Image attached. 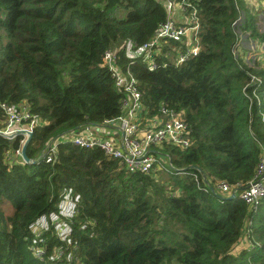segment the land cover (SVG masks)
I'll list each match as a JSON object with an SVG mask.
<instances>
[{
	"label": "trees",
	"instance_id": "trees-1",
	"mask_svg": "<svg viewBox=\"0 0 264 264\" xmlns=\"http://www.w3.org/2000/svg\"><path fill=\"white\" fill-rule=\"evenodd\" d=\"M188 1L196 54L174 65L180 45L162 42L149 70L126 52L164 21L161 0H0V102L24 104L36 120L28 162L13 155L21 134L0 135V264H264V196L251 210L209 190L247 182L264 150V55L249 49V40L264 48V13L244 0ZM111 46L145 116L164 106L187 125L189 146H164L162 180L69 140L56 142L52 161L40 157L58 134L119 114L121 94L99 66ZM3 120L0 111V129ZM63 188L78 197L68 233L59 240L47 228L34 239L31 227L56 211ZM244 229L252 247L236 246ZM57 247L77 261L53 258Z\"/></svg>",
	"mask_w": 264,
	"mask_h": 264
},
{
	"label": "built area",
	"instance_id": "built-area-1",
	"mask_svg": "<svg viewBox=\"0 0 264 264\" xmlns=\"http://www.w3.org/2000/svg\"><path fill=\"white\" fill-rule=\"evenodd\" d=\"M161 2L166 14L164 21L158 24L152 37L147 42L133 50H129L132 52L131 57L139 58L140 62L144 63L149 70L157 67L154 55L158 52L162 42H178V45H180L171 58L174 65H178L189 56L195 55L198 50L196 8L188 0H161ZM180 13H187L183 22L180 19ZM186 36H190L193 42L192 45L184 44ZM99 66L107 69L114 88L121 94L119 114L113 119L100 123L113 126L114 130L117 131V142L114 136L97 135L96 133H98L100 127V124H97L96 129L92 126L94 131L82 130L83 133L79 132L73 135L69 140L72 145L83 149H98L107 158L116 160L125 172L140 174L151 171L156 162V155L164 158L168 157L161 148H156L157 145H171L178 148L189 146L188 129L181 113L161 106L159 115L145 116L140 94L136 87V80L128 68H121L117 64L114 46L103 51ZM251 81H258V79L251 77ZM253 97L258 100L256 96ZM0 111L4 114L3 127L0 132L7 138H12L17 130L31 132L32 126L36 123L35 118L28 112L24 104L14 106L6 102H0ZM73 130L75 128L64 131L51 139L46 144L41 156H45L46 161H52L56 142L59 141L57 138ZM21 135L19 147L13 151V155L20 157V159V148L26 138L25 133H21ZM214 191L221 196H227L233 192L249 209L254 210L259 199L264 196V150L261 149L254 172L247 182L229 185L225 181H218L215 183ZM77 198V195H72L69 189L63 188L56 211L50 213L47 217H41L31 227L30 231L33 238H38L42 230L51 228L54 235L59 240H63L69 230L66 219L73 215ZM50 216H54L52 221H50ZM41 220L43 221L40 222ZM241 240L244 243L243 245L253 246L247 229H244ZM34 244L31 243L30 246L32 254L35 258L41 259L44 253L43 249L34 246ZM52 257L57 259L65 257L69 262L77 261L72 254L64 253L61 247L53 249Z\"/></svg>",
	"mask_w": 264,
	"mask_h": 264
},
{
	"label": "rangeland",
	"instance_id": "rangeland-1",
	"mask_svg": "<svg viewBox=\"0 0 264 264\" xmlns=\"http://www.w3.org/2000/svg\"><path fill=\"white\" fill-rule=\"evenodd\" d=\"M249 10H251V9H249ZM254 10H255V12H260L261 11V12L264 13V3H262L260 5L258 4L254 8ZM251 11H253V10H251ZM185 16H187V13H180V19H181L182 22L184 21ZM262 24L264 25L263 21H262ZM184 39H185V42H184L185 45H192L193 44L190 36H186ZM126 54H127L128 57L132 56V52H130V51H127ZM261 55H264V54L261 53ZM103 130H104L103 131L104 134H102L103 136L104 135L105 136H107V135L108 136H114L115 137V141L117 142V131L113 130L112 128L111 129L110 128H105V129L103 128ZM79 132L83 133L84 131H80V129H75V130H73V131H71L69 133H66L64 136H60L59 141H63V139L70 140V138L73 135H76ZM96 134L97 135H101V134H98V133H96ZM156 148H161L162 151L165 152V147L164 146L157 145ZM155 157H156V162L154 163V166L152 167L151 170L155 171V173L153 172L154 178L162 180V178H159V176H164L165 177L164 172H163V167H162L165 164V158L163 156H160V155H156ZM53 219H54V216H50V221H52ZM42 221L43 220H41L40 222H42Z\"/></svg>",
	"mask_w": 264,
	"mask_h": 264
},
{
	"label": "crops",
	"instance_id": "crops-1",
	"mask_svg": "<svg viewBox=\"0 0 264 264\" xmlns=\"http://www.w3.org/2000/svg\"><path fill=\"white\" fill-rule=\"evenodd\" d=\"M258 1H259V3H258ZM244 0V2H245V4H246V6H247V8L248 9H251V10H253L254 11V8L259 4H262L263 2H261V0ZM241 39V38H240ZM255 41H251V40H249V44H250V46H249V49H250V51L251 52H253V54H256V56L257 57H259V58H261L263 55H261V53H263L264 54V48L261 46V45H259V46H257V48H255V46L253 45V43H254ZM243 47H246V44L244 43V42H241L240 43V49H242ZM97 124H92V123H85V124H82V125H80L79 127H77L76 129H80V131H82V130H90V131H94V129H96V126ZM92 126H94V129L92 128ZM103 128L105 129V128H112L113 130H114V128H113V126H109V125H106V124H100V127H99V129H98V133L99 134H104L103 133ZM57 139H60V137H58ZM242 244H244L243 243V241L242 240H240V242L239 243H237V247H240V246H243Z\"/></svg>",
	"mask_w": 264,
	"mask_h": 264
},
{
	"label": "water",
	"instance_id": "water-1",
	"mask_svg": "<svg viewBox=\"0 0 264 264\" xmlns=\"http://www.w3.org/2000/svg\"><path fill=\"white\" fill-rule=\"evenodd\" d=\"M92 124H95V123H92ZM74 128L76 129L77 127H74ZM21 133H25L26 134V138H25L24 143L21 145V148H20V156H21V159L23 160V162H28V159L26 158L25 153H24V149H25V146H26V144L28 143V141L30 139L31 132H28V131H25V130H17V131H15L14 134L16 135V134H21ZM0 135L3 136V133L0 132ZM40 157H42V156H40ZM201 176H202V180L204 182H206L204 175H201ZM209 190L217 198H231V197H234V195H235L233 192H231L227 196H221V195L217 194L212 187H209Z\"/></svg>",
	"mask_w": 264,
	"mask_h": 264
}]
</instances>
